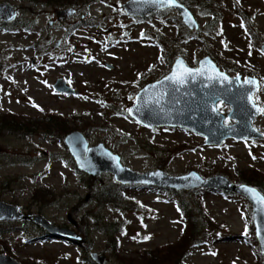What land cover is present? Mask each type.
Returning a JSON list of instances; mask_svg holds the SVG:
<instances>
[{
	"label": "rangeland",
	"instance_id": "374dc122",
	"mask_svg": "<svg viewBox=\"0 0 264 264\" xmlns=\"http://www.w3.org/2000/svg\"><path fill=\"white\" fill-rule=\"evenodd\" d=\"M6 1L18 6L21 23L0 27V114H64L69 126L83 131L89 143L102 141L137 171L162 167L178 174L195 169L204 176L222 173L236 182L244 170L264 171V139L229 137L221 144H208L189 129L149 127L127 112L137 90L167 73L168 59L178 54L190 65L208 54L232 75L254 74L264 79L260 47L264 0H239L242 12L238 13L237 0H210L217 19L200 0H186L199 22L196 30H185L174 8L143 17L128 15L122 6L125 0H85L62 18L54 10L64 6L47 4V0ZM59 76L66 77L79 93L56 91L52 84ZM261 85L253 98L264 108ZM217 106L223 112L230 109L223 101ZM254 124L264 131V113L257 114ZM110 179V172L90 177L78 170L57 131L21 137L2 129L0 199L70 225L90 243L86 249V243L39 234L38 224L31 221L26 225L14 221L7 238H0L6 253L24 264H97L83 258L94 249L106 253L105 264H126L127 256L178 238L183 222L179 194L154 185L124 184L121 195L128 207L121 203L102 208L104 220L119 221L124 227L118 233L119 253L115 252L98 223L81 220L86 210H98L91 194ZM36 188L52 190L56 200L46 205L34 201L31 195ZM186 197L218 226L213 227L208 242L194 246L180 264H256L250 238L244 235L248 228L245 208L251 204L243 195L199 187ZM146 236L150 239H143Z\"/></svg>",
	"mask_w": 264,
	"mask_h": 264
},
{
	"label": "water",
	"instance_id": "95a60500",
	"mask_svg": "<svg viewBox=\"0 0 264 264\" xmlns=\"http://www.w3.org/2000/svg\"><path fill=\"white\" fill-rule=\"evenodd\" d=\"M180 4L183 7H180ZM122 6L128 15L136 17H143L165 8H174L186 27L191 30L199 28V22L192 9L181 0H178L177 4L164 6L152 3L151 0H125ZM75 10L76 7L67 6L55 8L54 12L57 18H62L65 15H70ZM17 11L15 4L7 1L0 2V19L12 22L17 17ZM189 18L194 21V24L186 22ZM260 47L264 51V41L261 42ZM178 59L182 60L191 69L205 70L206 75L204 78L198 76L195 80H189L178 91H172L171 87L166 90L158 82L164 80L166 76L171 75L176 70ZM107 65L108 67L112 66L110 63H107ZM213 66L215 70H213ZM217 73L221 74L220 80L227 77L231 83H210L208 77L214 78ZM252 78L256 79L260 84H264V80L261 81L256 75L230 74L222 69L208 54L200 57L196 65L188 64L184 56L178 54L173 59L167 73L157 79L146 82L137 90L134 95V102L127 108L133 109V112H127L135 120L149 127L167 125L189 129L202 135L204 142L208 144L218 145L229 137L264 139V131L254 125V120L259 112L252 107V102L246 99V95L252 96L253 99V92L256 90L255 87L244 84L246 79ZM52 85L59 92L66 94L79 93V90L68 83L64 76L57 77ZM153 85H156V87H150ZM161 93L164 94L162 98ZM158 99L159 103H156ZM219 101L229 104L230 109L227 112L221 111L217 106ZM255 104L260 107L257 102ZM137 107L140 108L138 113L136 112ZM227 117L234 119V121L226 122ZM63 139L76 167L86 172L90 177L97 176L103 172H110L113 175V179L121 184L154 185L174 190L205 187L235 192L243 195L249 201L251 204V216L253 217L255 211L254 203L239 186L243 184L259 189L254 184L236 182L222 173L204 176L195 169L178 174L169 173L162 167L137 171L124 164L120 155L102 141L94 144L89 143L87 135L80 129L68 131ZM113 158H118V167L116 166V160ZM191 174H195V177H199V179H195ZM186 177L187 179H185ZM21 220L31 221L38 224L51 235L63 237L80 245H84L87 242L85 235L70 225L53 222L42 213L26 211L16 204L0 199V221ZM262 220H264V217L257 215L255 223L253 219L252 222L259 250L264 253V242L257 235V226L261 224ZM261 235L264 236V230H262ZM89 256L97 264H105L107 260L106 253L94 249L89 250ZM0 264L24 263L12 255L2 252L0 253Z\"/></svg>",
	"mask_w": 264,
	"mask_h": 264
},
{
	"label": "trees",
	"instance_id": "16d2710c",
	"mask_svg": "<svg viewBox=\"0 0 264 264\" xmlns=\"http://www.w3.org/2000/svg\"><path fill=\"white\" fill-rule=\"evenodd\" d=\"M85 0H47V4L53 2L57 5L67 7L73 5H79V2H84ZM87 1V0H86ZM186 5V0H181ZM210 0H200L202 6L208 8L215 14L216 19L219 14L210 8ZM236 9L235 13L242 12L238 8V2L235 3ZM246 11V10H245ZM21 23L16 21L14 24ZM189 28L186 27L185 30ZM190 30V29H189ZM169 64L172 63L173 57L168 59ZM2 129L8 130V132H17L19 136L25 137L32 133H52L57 131L60 137L74 129L69 126L68 118L59 112L48 111L43 114H38L37 116H27L20 115L15 112L7 111L0 114V134ZM261 140V139H258ZM13 157V155L2 154L3 158ZM12 159V158H11ZM74 161V160H73ZM78 169V168H77ZM79 170V169H78ZM98 176V175H97ZM239 182H247L256 185L260 190H264V171L258 169H248L240 172L238 177ZM124 184H121L114 179L103 182L95 191L91 194L93 201L95 202V207L98 210H86L81 216V220L84 224H88V219L92 220L95 224H99L102 231L108 236V243L113 248V250L119 253L120 243L118 233L124 232V227L119 221H106L102 215V208L107 206H119L123 203L126 205V201L121 195V188ZM133 186H145V184H130ZM152 186V185H149ZM159 187V186H157ZM173 190L179 194L177 205L179 207L182 216V227L179 236L176 240L163 243L162 245L155 248H143L138 252L137 256H127V259L121 255L123 260L126 259V264H180L185 258L190 250L198 245L207 243L210 237V233L213 227H217L218 224L213 221L207 213L202 209V207L196 203L192 202L191 199L186 197V195L194 191L195 188L190 190ZM225 194H233L234 192H226ZM32 199L34 201H39L42 205L51 204L56 200V194L49 189L42 190L41 188H36L32 191ZM128 207V205H126ZM245 213L248 218V236L250 238V245L255 251L257 256L256 264H264V253L260 252L257 239L254 233V226L251 216V207L248 204L245 208ZM23 224H30L28 220H21ZM14 221H0V238L5 239L8 233L13 230ZM33 225V224H32ZM39 226V225H37ZM43 236H53L46 230L39 226ZM87 238V237H86ZM0 253L6 252L7 246L4 243H0ZM86 249L90 248V243L87 240L84 245ZM84 259L90 260L89 253L83 256ZM32 264V263H28Z\"/></svg>",
	"mask_w": 264,
	"mask_h": 264
},
{
	"label": "snow or ice",
	"instance_id": "6c2138e0",
	"mask_svg": "<svg viewBox=\"0 0 264 264\" xmlns=\"http://www.w3.org/2000/svg\"><path fill=\"white\" fill-rule=\"evenodd\" d=\"M152 3H156V4H160L162 6L164 5H174L178 3V0H151ZM237 2H239V0H237ZM180 7H183L182 4L179 5ZM188 23L194 24V21H192L190 18L188 21H186ZM249 55H251V52L249 53ZM213 70L214 66H213ZM206 75L205 70L202 69H191L189 67H187L184 62L182 60H177L176 62V70H174L172 72L171 75L166 76L164 78V80L158 82V84L162 87H165V89L167 90L168 87H171L172 91H178L179 88L181 86H183L184 84L188 83L189 80H195L198 76L200 78H204ZM221 74L217 73L216 77H208V80L210 83H228L230 84L231 81H229L227 79V77H224L223 80H220ZM245 85H249V86H253L257 89V91L259 90V88L262 86L260 84V82H258L256 79L252 78V79H246L244 81ZM155 88L156 85L150 86ZM145 91H147V89H145ZM163 93H161V98L163 97ZM246 99L252 102V107L255 108L256 111L260 112V113H264V108L261 107H257L255 104V101H253L252 96L250 95H246ZM156 103H159V99L156 101ZM35 106V105H34ZM38 107V106H37ZM127 111L129 113L133 112V109H127ZM140 111V108L137 107L136 112L138 113ZM255 158V157H253ZM116 160V166L118 167V158H113ZM83 166V165H81ZM155 175V174H154ZM195 179H199V177H195V174H191ZM187 179V177L185 178ZM242 191L244 192V194H246L250 200L253 201L254 206H255V211L253 213V222L255 223L256 219H257V215L264 217V190H260L257 189L255 187L252 186H247V185H240L239 186ZM262 230H264V220H262L261 224L257 226V235L261 237L262 242H264V236L261 235ZM245 236L248 235L247 232V226H246V231L244 233ZM133 239H136V237H133ZM143 239L147 240L150 239V236H146L143 237ZM213 255H215L216 253H212Z\"/></svg>",
	"mask_w": 264,
	"mask_h": 264
},
{
	"label": "flooded vegetation",
	"instance_id": "af4514ba",
	"mask_svg": "<svg viewBox=\"0 0 264 264\" xmlns=\"http://www.w3.org/2000/svg\"><path fill=\"white\" fill-rule=\"evenodd\" d=\"M3 2H6V0L5 1H3ZM16 5V4H15ZM17 6V5H16ZM17 10H18V6H17ZM18 11H17V17L15 18V20H13L12 22H6V20H2V19H0V27H3V28H5L6 29V27H8V26H14L15 24V22L16 21H18ZM52 20H49V22H51ZM245 75H247V74H245ZM245 75H243V76H245ZM252 75H254V74H252ZM257 76V75H256ZM258 78L262 81V80H264V79H261L259 76H258ZM254 93V92H253ZM254 99V98H253ZM255 101V100H254ZM260 105V104H259ZM260 107L262 108V106L260 105ZM230 119H232V118H230ZM234 121V119H232V121L231 122H233ZM255 125V124H254ZM256 126V125H255ZM258 128V127H257Z\"/></svg>",
	"mask_w": 264,
	"mask_h": 264
}]
</instances>
